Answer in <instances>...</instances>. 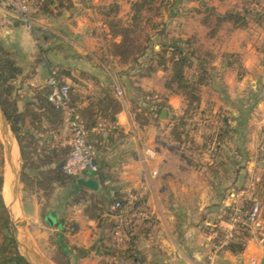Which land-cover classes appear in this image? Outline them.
<instances>
[{
	"label": "crops",
	"instance_id": "crops-1",
	"mask_svg": "<svg viewBox=\"0 0 264 264\" xmlns=\"http://www.w3.org/2000/svg\"><path fill=\"white\" fill-rule=\"evenodd\" d=\"M241 1L216 0L212 6L225 4V8L215 9L218 14H224L228 10H240L241 8L235 6L240 5ZM222 25L229 28L230 35L226 40L236 47L233 51L228 50L225 53L236 54L245 71L256 70L262 61V54L255 47L251 48L249 32L259 30L261 27L254 23H250L244 29H234L230 23H222ZM36 27L37 29L31 32L25 25L13 22L0 36V41L12 53L22 70L21 75L14 82L15 94L22 95V91L28 90L25 93L28 99L22 102L23 104L17 101L20 111L24 109L26 103L33 101L34 94L45 85V80L48 79L52 69L49 68L50 63L45 58L46 43L44 47L39 48L37 40L38 30L46 31V28L42 24H37ZM245 35L248 37L245 38ZM209 36L215 39L216 33ZM234 39L238 41L235 42ZM253 41L255 43V40ZM224 67L231 73L237 70L235 65L228 67L227 61ZM66 71L68 74L63 76L62 80L78 93L81 101L90 96H98L102 90H107L112 91L122 106L113 124L101 121L92 130L94 135L101 138L100 149L96 153L99 173L85 174L74 179L78 185H80L79 180H93L98 184L96 190L82 185L81 188H77L74 182H69L62 186L55 185L54 193L49 199L39 191L24 200L25 205L29 203L30 207H26L28 210L32 209L33 213L29 215L35 220L38 215L41 216L42 208L54 194L56 192L61 194L59 196L61 200L56 205L61 217L55 218L54 213L51 212L47 220L53 224L61 222L76 224V232L68 231L65 236L70 246L84 250L86 254L83 257L73 255L72 264L116 263V259L103 256L102 251L99 250H104V247L108 246L106 240L108 232L104 227L99 226L98 219L91 218L87 214L88 201L81 196L83 190L87 198H93L99 209L108 207L105 201L109 197V189L115 192L116 198L130 191L142 194L144 204L152 214V223L136 230L135 249L142 264H207V257L212 247L219 245L223 240L222 227L231 203L230 196L243 194V197L237 199V202L242 204V200L245 199L244 193L250 188L253 174L260 177L255 189L262 196L264 218V145H261L262 140L257 133L250 136L242 146L239 145L238 138L232 136L222 141L217 148L214 139L207 140L208 135L197 130H194L195 134H189L187 140L182 137L181 141H176L171 136V129L177 124V117L183 115L184 110V104L181 105L179 102L171 104L172 101H176L178 94L173 93V97H169L167 102V105L168 103L173 105L176 118L169 119L167 106L164 108L167 110H165L168 118L166 122L149 121L145 125H140L135 121L131 113V103L124 97V93L122 99L116 95L117 88L121 86L116 76L113 77L110 73L98 74L91 66L90 69L81 70L66 68ZM244 83L245 78L236 84L228 83L227 96L230 98H234L235 95L242 96ZM139 90L143 92L142 89ZM76 106H80V102H77ZM203 107L204 104H201L200 111L204 109ZM208 110H213L212 113L219 111L227 116L226 112L230 111V108L220 105ZM261 110L264 112V103ZM61 114L63 118L61 127L51 132L52 148L69 147L68 116L62 110ZM160 114L157 120H161ZM231 115L234 117L236 112L232 110ZM185 122L188 126V123H193V119ZM195 122L197 126L213 125L210 129L211 135L222 128L219 119L214 121L195 119ZM238 122L233 118V125H238ZM0 135L4 142L1 132ZM233 141L235 143L233 149L231 151L226 149ZM10 147L13 162L18 164L19 152L13 138ZM7 169L3 190L5 201L10 198ZM245 173L250 177L247 182L244 180ZM104 181H109L110 186H105ZM16 201L14 200L10 207L14 219L19 215ZM102 214L101 218L113 220L110 210ZM252 259L257 264H264V245L248 232L241 252H231L224 246L215 257L214 264H250Z\"/></svg>",
	"mask_w": 264,
	"mask_h": 264
},
{
	"label": "rangeland",
	"instance_id": "rangeland-1",
	"mask_svg": "<svg viewBox=\"0 0 264 264\" xmlns=\"http://www.w3.org/2000/svg\"><path fill=\"white\" fill-rule=\"evenodd\" d=\"M70 1L72 8L65 9L68 8L69 3H64V9H62L60 16L44 17L38 15L30 23L29 28L25 26L31 32L37 29V24L45 26L46 31L38 30L37 40L39 48L44 47L46 43L44 53L45 58L50 63V69L81 70L90 69L91 66L97 70L98 74L110 73L113 77H117L119 85L121 83L119 87L123 90L124 97L129 98V100L132 99L133 102H130L132 108L137 106L136 103H141L144 100L142 94H149L146 100L153 104L168 106L169 119H172L176 118L177 115H174L173 105L169 103L167 105L169 97H173V93L176 92L175 86H170L171 65L167 63V69L162 71L156 66L158 59L156 54L160 51L161 44H177L185 51H192L202 58L206 57L209 61L208 67L212 69H210V84L200 89V105L204 104V109L185 118V120L193 119V123H188L186 127L188 134L193 135L195 134L194 130H197L206 136H210V129L213 125L197 126L195 119L199 121L220 120L223 115L221 112L212 113L213 110L209 111L208 109L224 105L228 106L230 111L226 112L227 116H223L230 119L236 118L239 121L238 125H233L235 129L231 135L238 138L239 145L242 146L255 133L262 140L261 145H264V112L261 110L264 103V26L259 30L249 32L251 48L255 47L262 54V61L258 68L250 72L245 71L242 66L237 69V65L239 63L241 65L239 62L238 64L235 63L237 70L231 73L228 68L224 67L226 61L223 60L225 59V52L236 49L234 44L231 45L232 42L226 40L230 35L229 28L221 24L222 26L219 25L215 32L216 38L211 39L209 36L216 24V14L218 13L215 9L225 8V4L213 7L212 4L216 0H174L168 5L164 0H153L154 2L150 7L142 9L135 16L133 4L140 0ZM247 1L250 2V10L264 11V0H259L260 3L258 4L254 0ZM238 5L235 7L242 8V1ZM167 7L169 8L167 9ZM125 30L127 31L125 37L127 48L133 54L127 62L115 56L116 44H120L124 39ZM246 37L248 35H245ZM234 40L235 42L238 41ZM185 42L191 43L183 44ZM152 68L156 71L151 73L148 78H143L142 76L145 75L146 71ZM195 72L194 69H188L186 75L191 77ZM244 78V94L242 96L235 95L234 98L228 97L226 94L227 87L229 88L228 83L236 84ZM139 89H142L143 92ZM27 91H22V95H13L12 98L23 104L28 99V95H25ZM175 102L184 104L183 98L179 95H177L176 101H172L171 104H175ZM232 110L236 112L234 117L231 115ZM167 119V117L161 120L151 118V122H166ZM185 123L187 124V122ZM214 127L216 126L214 125ZM7 129L17 144L8 123ZM234 146L233 141L226 149L231 151ZM18 168L16 202L19 215L18 218L14 219V225L19 231L22 242L27 247H32L36 254L52 262L51 257L56 251L55 234L57 231L55 226L57 224L48 222L47 216L53 212L55 218L61 217L60 210L56 206L61 200L59 197L61 194L56 192L53 198L42 208L41 216L38 215L34 220L29 215V213H33L32 209L28 210L29 203L26 205L24 203V200H27L32 193L25 192L23 184L20 182L22 171L20 153ZM5 174L4 145L0 135V176L3 179L0 195L6 206L7 203L3 195ZM249 178V174L245 173L244 180L247 182Z\"/></svg>",
	"mask_w": 264,
	"mask_h": 264
},
{
	"label": "trees",
	"instance_id": "trees-1",
	"mask_svg": "<svg viewBox=\"0 0 264 264\" xmlns=\"http://www.w3.org/2000/svg\"><path fill=\"white\" fill-rule=\"evenodd\" d=\"M174 0H164L168 5ZM257 4L260 3L259 0ZM153 0H140L133 4L134 15H138L144 8H148L153 4ZM64 3H69L68 8H72L70 0H37L31 5V11L27 15L30 23L38 15L45 17L60 16ZM242 8L240 10H228L224 14H216V24L211 35L217 30V27L222 23H230L234 29L247 28L250 23H254L260 27L264 26V11L258 9H249L250 2L242 0ZM169 7H167L168 9ZM126 30L124 39L120 44H116L117 51L115 56L120 60L127 62L133 55L131 50L127 48ZM191 42H185L188 44ZM158 58L156 66L162 71L167 69V63L171 65L170 86H175V93L181 96L184 100L183 115L177 118V124L171 129V136L176 141L183 139L187 140L189 136L186 129L187 124L185 118L192 116L200 111V89L210 84V69L208 59L202 58L194 54V52L185 51L184 48L174 45H160V51L156 54ZM228 67H232L235 63H239L237 55L226 54L224 56ZM134 60V59H133ZM195 64V65H194ZM241 67L240 63L237 69ZM194 69L196 72L188 77L186 70ZM212 70V69H211ZM156 70L148 69L144 76H150ZM60 79L67 75L66 70H57ZM22 70L17 65L12 53L0 41V107L5 115L10 130L13 133L17 142L20 158L22 162V171L20 182L23 184L24 191L37 193L42 191L46 199H49L55 190V185H65L69 182H74L77 188H81L74 180L75 177L67 176L61 171V166L69 153V147H51V132L58 130L63 118L61 110L54 107L47 99L50 92L45 84L33 96V101L26 103L23 110H19L17 100L12 98L15 94L14 82L21 75ZM140 91V90H139ZM143 101L136 103L137 106L131 109V113L137 123L145 125L151 118L157 119L162 109L167 106L162 104H153L146 100L149 94H142ZM129 100V98H128ZM80 102V106L76 103ZM129 102H133L132 99ZM84 103V104H83ZM70 108H73L74 113L82 121L85 129L88 131V143L95 149L96 153L100 149L101 138L94 135L92 130L101 121L113 124L116 116L121 112L122 106L120 101L113 95L112 91L102 90L98 96L87 97L81 101L79 95L72 87H69V103ZM220 118V117H219ZM222 128L212 135H208L207 140L214 139V143L218 145L226 139H230L234 131L233 119L221 116ZM41 136L40 138L38 136ZM212 136V137H211ZM40 142V143H39ZM215 147V148H216ZM98 165V164H97ZM99 173V168H98ZM97 173V174H98ZM96 174V175H97ZM3 185V179L0 176V192ZM81 196L88 201L86 212L91 218L99 220V226L104 227L108 232V246L104 247L102 255L105 257H113L116 259L115 264H142L135 249L136 230L145 225H149L152 221L140 224L132 235L130 244L126 249L118 250L113 244L112 234L115 227L114 220L109 218L103 219L101 215L104 211L110 210L113 200L108 197L106 209H99L93 198H87V194L81 191ZM117 197L116 199H120ZM82 199V198H81ZM141 200V205L147 209ZM242 212L245 214L251 207L250 202L243 201L241 204ZM148 210V209H147ZM230 214V208L226 211V219ZM66 224V225H65ZM58 228L55 234L56 251L51 257L54 264H72L73 255L85 256V251L76 247L70 246L65 234L76 232L77 226L72 223H57ZM71 228V229H70ZM248 235V228L239 227L234 234V238L226 246L231 252L239 253L244 247V238ZM0 264H29L19 253L14 234L11 230V223L4 201L0 195ZM114 264V263H112Z\"/></svg>",
	"mask_w": 264,
	"mask_h": 264
},
{
	"label": "built area",
	"instance_id": "built-area-1",
	"mask_svg": "<svg viewBox=\"0 0 264 264\" xmlns=\"http://www.w3.org/2000/svg\"><path fill=\"white\" fill-rule=\"evenodd\" d=\"M35 1L37 0H0V36L14 22L12 18L21 20L23 25L29 28L30 21L27 15ZM46 85L50 90L47 96L48 101L57 109L65 111L69 121V153L61 166V171L71 177L85 174L96 175L98 173L97 154L88 143V131L68 105L69 86L60 79L57 69L54 68L50 70ZM116 95L122 99L123 92L120 88H117ZM259 181V175L251 176L250 188L244 193V200L250 202L251 207L245 214L242 212V205L237 202L241 195L232 194L230 196V214L222 227L223 240L219 245L212 247L207 257V264H214L217 254L222 247L227 246L233 240L239 227L248 228L249 234L264 245L262 196L255 189ZM103 184L107 187L110 186L109 181H104ZM108 195L113 200L110 207V214L115 222L112 234L113 244L116 249L123 250L130 244L137 227L144 222L152 221V214L141 205L142 194L140 192H126L120 199H116L115 192L109 189ZM250 264H257V262L252 259Z\"/></svg>",
	"mask_w": 264,
	"mask_h": 264
},
{
	"label": "water",
	"instance_id": "water-1",
	"mask_svg": "<svg viewBox=\"0 0 264 264\" xmlns=\"http://www.w3.org/2000/svg\"><path fill=\"white\" fill-rule=\"evenodd\" d=\"M12 20L15 22V24H23L21 20H18L16 18H12ZM165 117H166V111L162 110L160 114V119H163ZM0 121L2 124V130L6 134L7 131L9 132V130L7 129V120L5 118V115L1 107H0ZM3 145H4L5 164H6V168H8L7 171L9 175L8 189H9V197H10V203H7L5 207L7 208L9 215H10L11 227H12V231H13L16 243H17L19 253L21 254V256L25 258V260L29 264H54L48 261L47 259L41 257L39 254H36L32 250V247L30 246L27 247L25 243L22 242L19 231L17 230V227L14 225V217L11 213L10 207L14 203V200H16L19 168H18V164H15L13 162L11 147L9 145V139H7V142H3ZM78 183L91 190H96L98 188V184L94 182L93 180H79Z\"/></svg>",
	"mask_w": 264,
	"mask_h": 264
},
{
	"label": "bare ground",
	"instance_id": "bare-ground-1",
	"mask_svg": "<svg viewBox=\"0 0 264 264\" xmlns=\"http://www.w3.org/2000/svg\"><path fill=\"white\" fill-rule=\"evenodd\" d=\"M0 132H1L2 136H3L4 142H7V139H9V145H10L12 143V138L13 137L11 136V134L8 131L6 132V134H5V132H3L1 121H0ZM6 203H10V198H8L6 200Z\"/></svg>",
	"mask_w": 264,
	"mask_h": 264
}]
</instances>
